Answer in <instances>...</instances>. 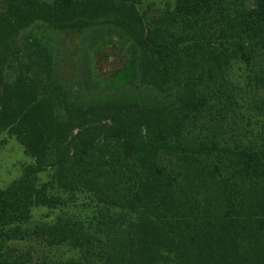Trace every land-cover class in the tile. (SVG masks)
<instances>
[{
	"label": "trees",
	"instance_id": "trees-1",
	"mask_svg": "<svg viewBox=\"0 0 264 264\" xmlns=\"http://www.w3.org/2000/svg\"><path fill=\"white\" fill-rule=\"evenodd\" d=\"M3 134L0 264H264V0H0Z\"/></svg>",
	"mask_w": 264,
	"mask_h": 264
},
{
	"label": "rangeland",
	"instance_id": "rangeland-1",
	"mask_svg": "<svg viewBox=\"0 0 264 264\" xmlns=\"http://www.w3.org/2000/svg\"><path fill=\"white\" fill-rule=\"evenodd\" d=\"M143 5H152L155 9H160L165 3L172 4L173 0H141ZM98 67L106 74L113 73L118 64L113 56L107 60L99 61ZM0 139H5L6 144L0 151V187H5L12 180L21 174V166L30 162L23 153L22 147L14 140L3 134ZM75 214L72 208L63 209H47L44 207H36L32 210L31 220L23 226L25 229H31L35 226H46L54 222V220L62 214ZM22 249L31 248L34 256L39 259L41 256L47 257L53 261L66 262L74 256V253L66 247L48 249L36 241L21 242L16 244Z\"/></svg>",
	"mask_w": 264,
	"mask_h": 264
}]
</instances>
